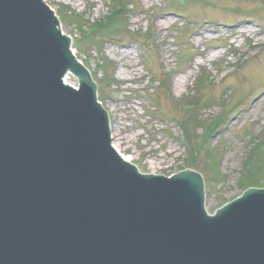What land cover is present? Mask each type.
Segmentation results:
<instances>
[{"label":"water","instance_id":"1","mask_svg":"<svg viewBox=\"0 0 264 264\" xmlns=\"http://www.w3.org/2000/svg\"><path fill=\"white\" fill-rule=\"evenodd\" d=\"M70 46L44 0H0V264H264V188L208 214L201 173L139 172Z\"/></svg>","mask_w":264,"mask_h":264},{"label":"rangeland","instance_id":"2","mask_svg":"<svg viewBox=\"0 0 264 264\" xmlns=\"http://www.w3.org/2000/svg\"><path fill=\"white\" fill-rule=\"evenodd\" d=\"M45 2L101 87L112 143L140 171L169 175L182 169L190 152L199 153L207 125L214 130L207 146L218 151L223 179L205 181V208L213 213L241 193L251 142L264 143V0H132L126 12L131 37L97 36L84 47L77 43L81 33L96 34L97 20L118 0ZM231 21L236 26L226 25ZM100 62L109 64L111 86ZM190 110L205 125L184 130L180 122ZM223 115L224 123L213 129Z\"/></svg>","mask_w":264,"mask_h":264},{"label":"trees","instance_id":"3","mask_svg":"<svg viewBox=\"0 0 264 264\" xmlns=\"http://www.w3.org/2000/svg\"><path fill=\"white\" fill-rule=\"evenodd\" d=\"M114 1V0H113ZM132 0H118V3L112 6L111 11L109 12V15L106 17L101 18L99 21L97 20V30L98 32L94 35L87 36L84 32L82 33L81 38H85V44L88 46L92 43H97L96 37H102V36H108L112 40H115L118 38V36H123L125 34H129L128 32V23L126 21V12L127 10V4L131 3ZM69 11V9H68ZM68 11H65V15L68 14ZM70 12V11H69ZM60 16L62 13L60 12ZM91 30V31H90ZM89 32H94V29H89ZM136 34L135 37H139L138 31L134 32ZM99 40V39H98ZM82 39L77 41V43L80 44ZM98 67L102 69V77L105 81L108 82L107 85L111 86L114 82L112 80V77L109 78V76L106 74V70L109 67V64L100 62L98 64ZM199 80V82L203 81ZM99 90L101 91V87H99ZM195 105L198 106V104H201L198 102V100L195 102L192 101ZM201 107V106H199ZM198 108V107H197ZM196 111H189L187 115L183 116L181 119V125L183 129L189 128L190 125H196L198 123V126L205 125L203 121H201L200 118H196ZM225 115L221 116L220 118L216 119V121L213 123V129L218 130L221 125L224 123V117ZM211 125V124H209ZM202 127V126H201ZM203 127L205 129V132L203 133L204 136H201L202 139L198 140V147L200 150H198L199 153L190 152L189 160H184V164L187 167H193L197 170H200L204 176V178L207 181H218L219 179H223L220 175V172L218 170L219 165V155L218 151L215 149V147H209L208 144V134L213 133L214 130H208V126L205 125ZM185 137H187L189 140L188 135L186 134ZM184 143L186 141L184 140ZM252 148L250 149V154L246 157V159L243 162V169L241 176V182L240 187H242V190L248 186L251 185H262L264 184V179L260 178L258 174L262 173L264 171V143H258L252 141Z\"/></svg>","mask_w":264,"mask_h":264},{"label":"bare ground","instance_id":"4","mask_svg":"<svg viewBox=\"0 0 264 264\" xmlns=\"http://www.w3.org/2000/svg\"><path fill=\"white\" fill-rule=\"evenodd\" d=\"M44 2H45V0H44ZM46 3V2H45ZM48 4V3H47ZM48 6L51 8V10L53 9L49 4H48ZM54 10V9H53ZM55 12V11H54ZM55 14H56V16H57V13L55 12ZM58 17V16H57ZM58 19H59V27H60V30L64 33V34H66L64 31H63V29H62V23L60 22V18L58 17ZM240 25V24H239ZM253 33V32H252ZM251 33V34H252ZM82 34V33H81ZM66 35H68V34H66ZM82 39V41L80 42L81 43V45H80V47H84V45H85V41H84V37L83 38H81ZM71 42H72V39H71ZM72 50H73V52L75 53V51H74V49H73V47H72ZM84 65V64H83ZM88 70H89V72L91 73V71H90V69L88 68V66L87 65H84ZM95 80H96V78H95ZM96 86H98V84H96ZM109 129H110V137L112 136L111 135V126H110V122H109ZM111 145L115 148V150H117V152L119 153V155L121 156V158L122 159H124L125 161H127V162H132L131 160V158L128 156V155H126V154H124L119 148H118V146H116V145H114V143H112V139H111ZM155 163L153 164V166L155 167ZM152 173V172H151ZM258 176H260V178H261V176H262V178L264 177V171L260 174H258Z\"/></svg>","mask_w":264,"mask_h":264}]
</instances>
